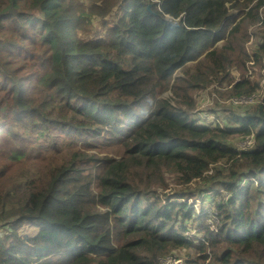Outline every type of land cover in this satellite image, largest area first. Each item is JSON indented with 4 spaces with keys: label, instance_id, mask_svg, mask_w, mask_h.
Here are the masks:
<instances>
[{
    "label": "trees",
    "instance_id": "1",
    "mask_svg": "<svg viewBox=\"0 0 264 264\" xmlns=\"http://www.w3.org/2000/svg\"><path fill=\"white\" fill-rule=\"evenodd\" d=\"M263 58L264 0H0V264H264V100L189 114Z\"/></svg>",
    "mask_w": 264,
    "mask_h": 264
},
{
    "label": "rangeland",
    "instance_id": "2",
    "mask_svg": "<svg viewBox=\"0 0 264 264\" xmlns=\"http://www.w3.org/2000/svg\"><path fill=\"white\" fill-rule=\"evenodd\" d=\"M97 25H98V19L93 18L91 21V26L95 27ZM97 29L98 30L100 29L99 26H97ZM256 29H257V31L259 30L258 27L252 28V30H256ZM254 42H255V40H254ZM262 64L263 65L261 68V73L263 74V72H264V58H263ZM0 70L3 73H6V71L1 66H0ZM254 70L256 72V67L254 68ZM232 72H233L232 74H233V76H235V78L240 76L239 73L237 75L235 71H232ZM253 74H254V72H253ZM210 87H211V90H210ZM227 90L228 89H225V86H221L217 82H212L203 88L197 89L193 93L194 102H193V107L190 109V111L194 112L195 110L203 109L207 112H210L208 117L199 116L196 119L197 124L208 125L211 127V126L215 125L216 123L220 122V120H217L214 118L215 112H213L212 110L217 111L218 116L223 117L226 114V112L231 108V105L227 104V102L224 100L227 97V95L222 94V92L227 91ZM164 96H166V97L171 96L170 91H166L164 93ZM256 96H257L258 101L264 100V82L261 84V88L256 92ZM213 97H214V101L212 100ZM246 103H248V102L241 103V105L243 106ZM248 144H249V142L246 143V145H248ZM250 145H252V141H251ZM203 155H204V158L210 163L209 164L210 167H215V165H222L225 163V161H227V157H225L223 153L218 152V151L206 152ZM173 178L174 177H172V179ZM172 179L168 180L169 181L168 187H170V189L171 188L180 189L181 187L175 185ZM197 181L200 185H196L194 182L190 183V185L192 187H194V189H198V187L200 188V187H202L201 185H204L203 180H197ZM247 183H248V181H243V185L247 184ZM158 192H159L158 195L161 194V195H159L160 200L163 201V199H164L163 192H161L160 189L158 190ZM202 197L199 196L197 199H191V201L194 203L195 207H199L198 204H199L200 198L203 199V203L206 207H208L207 202L211 201V199H213V198H216V200L220 199L222 201L224 198H226L224 195H222L221 197L214 196V195L202 196ZM173 200H177V198H173ZM198 212H201L200 207H199ZM196 223L197 222H195V221L193 222V228L196 226ZM5 228H7V226H2V229H5ZM193 235L197 236L200 234L198 233V231L193 230L192 233L190 234V236H193ZM187 254L190 255L189 250H187L185 252H181L180 254H178V251H175L174 258H170L169 256H165V257H162L161 261L166 260L165 264H184V256L186 255L185 258L188 257ZM180 255L183 256L182 261L178 259Z\"/></svg>",
    "mask_w": 264,
    "mask_h": 264
},
{
    "label": "built area",
    "instance_id": "3",
    "mask_svg": "<svg viewBox=\"0 0 264 264\" xmlns=\"http://www.w3.org/2000/svg\"><path fill=\"white\" fill-rule=\"evenodd\" d=\"M253 43V38L251 37L250 38V41L246 44V50L248 52V55L250 57L249 60L246 61V75L245 77L247 76H252L253 75V72H254V68L255 66L253 65L254 63V60H253V52L251 51L250 49V44ZM232 71H235L236 74L238 75V71H237V68L233 67L231 69V72ZM233 73V72H232ZM240 77V76H239ZM236 79H240L238 77H236ZM264 82V77L262 78L261 82H259L260 84V87L259 89L261 88V84ZM226 88H229V86H226ZM210 90H211V87H210ZM258 91V90H257ZM256 91V92H257ZM256 92H252V93H245V94H242V95H238V96H232V97H228V98H225L224 100L227 102V103H230L232 105H238L240 106L241 103H244V102H248L246 103L245 105H248V104H253L254 102L258 101L257 99V96H256ZM212 100L214 101V97L212 98ZM219 100V99H218ZM190 115L192 117V119L196 122V119L199 117V116H204V117H208V113L207 111L203 110V109H198V110H195L194 112H190ZM253 143V137L250 136V137H245L242 141H240L238 143V145L241 147V148H245L247 146L250 145V143ZM249 142L248 145H246V143ZM225 197H226V193L223 194Z\"/></svg>",
    "mask_w": 264,
    "mask_h": 264
},
{
    "label": "bare ground",
    "instance_id": "4",
    "mask_svg": "<svg viewBox=\"0 0 264 264\" xmlns=\"http://www.w3.org/2000/svg\"><path fill=\"white\" fill-rule=\"evenodd\" d=\"M220 194V193H219Z\"/></svg>",
    "mask_w": 264,
    "mask_h": 264
}]
</instances>
